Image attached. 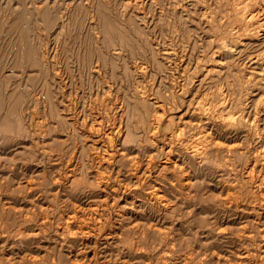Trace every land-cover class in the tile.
<instances>
[{"label":"rangeland","instance_id":"rangeland-1","mask_svg":"<svg viewBox=\"0 0 264 264\" xmlns=\"http://www.w3.org/2000/svg\"><path fill=\"white\" fill-rule=\"evenodd\" d=\"M214 1L0 0V264H264L263 210L245 199L235 204L227 187L233 174L215 171L213 157H189L184 146L196 124L191 111L209 91V78L197 90L205 68L195 64L216 30L206 14L223 10ZM180 39L189 83L171 96L178 107L165 116L187 108L185 120H174L184 134L166 147L168 131L143 133L139 107L130 105V129L112 136L118 116L103 107L132 100L140 83L156 90L153 69L148 81L132 69L147 56L164 94L180 60L158 48ZM102 48L115 62L100 70V84ZM104 132L113 140L99 147L94 137Z\"/></svg>","mask_w":264,"mask_h":264},{"label":"bare ground","instance_id":"bare-ground-1","mask_svg":"<svg viewBox=\"0 0 264 264\" xmlns=\"http://www.w3.org/2000/svg\"><path fill=\"white\" fill-rule=\"evenodd\" d=\"M214 3H215L214 7H220L222 5L223 10L221 13H217L213 9L210 11L211 14L209 13L206 14L205 21L208 24L209 28L213 30V27H215L216 30L214 33V38L213 40H211L212 44L210 47V51L207 52L206 54H203L202 56L201 54L196 55L197 59H196V64H195V68H197V70L199 67L205 68L203 69L205 70V73L202 72L204 73L203 77H200L199 79V85L197 87V90L200 89L201 85L204 84L203 79L209 78L211 80L209 83L210 85L209 86L207 85L208 87L207 86L205 87V88H208L209 91L208 92L203 91L206 93L205 94L203 93L204 95L200 94V96H202V98L199 96L201 100L199 99V101H197V104L194 106L193 110L192 108L190 109L192 110L191 111L192 114L195 113L194 115L196 117H195L194 123L196 124L192 125L193 131L190 132L191 134L187 132L188 134H190L188 135L190 136L188 139L190 141V144L189 142H186V144L184 145L183 143V145L187 149L189 153L188 154L189 157H198L200 158L199 160L201 162L207 161L211 157H213L212 162H215V167H216L215 171H224V173L228 172L229 174H233L232 183L228 184L227 187L229 188V192L233 191L232 193H229V194L231 195V198L235 200L234 201L235 204H237L236 200L242 201L243 199H245V200L254 202V205L257 208L263 210V213H264V0H216L214 1ZM213 11L215 12L214 14H213ZM204 13H206V11ZM92 28H94L95 30L94 34H95V37L97 38L98 36L97 33L99 32V29H97L96 25H93ZM181 40L182 39L171 40L169 44H172V46L167 45V46L158 48L159 51H161L163 58L172 60L174 61V63L176 62V60H180L179 62L181 63L180 64L178 62L179 64L177 63L174 65L176 69L172 67L173 71L169 73V75L172 77V81L167 83V85L164 87L165 90H164V94L162 95L159 94L161 90L159 87L161 86L162 78H161V75L156 72V69L153 68V64H151V61H152L151 58L147 56L146 57L147 60H142V61L137 60L135 62V65H133L132 69H134V71L136 72L135 73L136 75L138 74L137 77L138 76L141 77V80L143 79L145 81L146 78L148 77L147 76L148 73L150 72L149 69L150 68L153 69L152 73L158 75V76L156 75L155 79L153 78L154 81L156 82V83L154 82L153 83L155 84V86H157V88L156 90L152 91V90H149V88H147L146 86H144L145 82L144 84H141L139 82L140 84H137L136 86L134 83V86H135L134 94H131L132 100L130 101L122 100L121 102L119 101L120 104L112 103L113 105L109 103L110 104L109 106L106 105L103 107L104 112L107 113L108 115H110V112L115 111V113L113 114L114 119H116L115 116H118V121L117 122L113 121L110 127L111 133L113 132L112 136L115 134V132L119 133V135H122L125 133V131L130 129L129 126L125 124V116L129 114L130 105L134 109H135V105L139 107V110H138L139 113L137 112V114L140 117V119L137 116V120L142 123L143 131H144V132L142 131L143 133L149 132L151 134L156 135L158 134V132L168 131L165 134L163 133V135L165 136L164 144L166 145V147L171 146L170 143L172 144L173 138L175 136L178 137L181 134H184L186 130H184L183 127H179L181 125H176L175 127L174 120L176 118L185 120L184 116L182 115H184V113L187 112L186 111L187 108L183 112L181 110H184V108L183 109L181 108V110H179L178 113H173L171 116H167L168 115L167 114L165 116L168 109L170 108L176 109L178 107L177 106L178 104L176 105L174 102H173L174 104H172L169 101L171 96H174V93L176 92V90L180 93L185 91L186 85L189 83L188 80L186 79L187 72H189L190 70L189 69L190 66L188 65L189 60L187 61V58L189 57V55L187 54H189V52L184 53L186 51L183 50V52L179 53L178 51L179 48L177 49V47H175L176 43H178L176 41H181ZM106 44L109 46V42H107ZM250 45L252 48H254L252 49V51H251V47L249 48ZM259 45L260 47L257 48ZM45 48L43 50H45ZM100 50L101 52L98 58V64L96 65L94 70L98 71L97 75L99 76V82L100 84H102L105 79H103L104 74L100 76V70L103 68L102 70L105 69L104 71L106 73V71L112 69L114 62H115L114 61L115 58H113L112 56L110 57L108 54H106L103 51V48ZM46 52H48V49ZM44 54H46L45 51H44ZM185 57H186V60H185ZM191 57H193V55L190 56V58ZM203 60L209 61V64L205 65V63H203ZM44 61L45 59L41 60V65L43 67H45L46 65ZM92 67L94 66L91 65L90 68ZM152 73L150 75H153ZM131 75L133 74L131 73ZM113 84H110V85L112 86ZM115 84L117 87V83ZM149 85H150V82H149ZM102 91L104 90L102 89ZM113 91L115 93L117 92L115 91V88ZM196 91H195V94H196ZM114 92L110 91V93H114ZM117 94L118 93H116V95ZM121 95L123 94H120V96ZM107 96L105 95L106 98ZM103 97L101 98L103 99ZM109 97L111 96L109 95ZM178 100L180 101L182 99H178ZM106 101L111 102V98ZM136 111H137V108H136ZM101 114L105 115L104 113H101ZM107 114L105 116H108ZM103 115L100 118L104 119L105 117ZM98 125L100 126V124L98 123L94 124V127L92 128V130L94 129L95 131L98 132V130H100ZM111 133L108 134L104 132L105 137H103L102 135H101L102 137H97V138L94 137L95 141L93 143L98 145L99 147L100 146L104 147L106 139L108 141L113 140ZM185 139L187 138L185 137ZM178 149H180L179 146H178ZM192 160L194 161V159ZM133 169H137V167L135 166V168ZM243 170L245 172L244 176L242 175ZM188 181L186 180L183 184H181V187H185V184L189 183ZM154 195H156V193H154ZM157 197L159 198V196ZM114 235H115V232H114Z\"/></svg>","mask_w":264,"mask_h":264}]
</instances>
